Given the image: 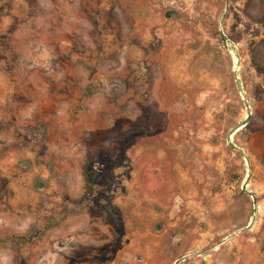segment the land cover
<instances>
[{"label": "rangeland", "instance_id": "1", "mask_svg": "<svg viewBox=\"0 0 264 264\" xmlns=\"http://www.w3.org/2000/svg\"><path fill=\"white\" fill-rule=\"evenodd\" d=\"M0 264H264V0H0Z\"/></svg>", "mask_w": 264, "mask_h": 264}, {"label": "water", "instance_id": "2", "mask_svg": "<svg viewBox=\"0 0 264 264\" xmlns=\"http://www.w3.org/2000/svg\"><path fill=\"white\" fill-rule=\"evenodd\" d=\"M238 56H237V63H235V67H234V70H233V76H234V81H235V85H236V88L238 90V92L240 93L241 97H242V102L243 104L247 107H249V103H248V100L246 98V96L244 95V91H243V88H242V85H241V80L239 78V75H238V71H237V66H238ZM250 115L251 113L248 112L247 115L244 117V119L235 127L232 129V131L228 134V137H227V140H228V143L231 147H235V145L233 144V142L231 141V135L233 133H235L239 128L245 126L250 118ZM246 188V182L244 183L243 185V189Z\"/></svg>", "mask_w": 264, "mask_h": 264}, {"label": "trees", "instance_id": "3", "mask_svg": "<svg viewBox=\"0 0 264 264\" xmlns=\"http://www.w3.org/2000/svg\"><path fill=\"white\" fill-rule=\"evenodd\" d=\"M219 38H220L221 41H224L225 40L224 39V36L222 34H220V33H219ZM87 174L88 173H85V170H84L83 176L85 177V182L87 184L86 189L84 190V194L85 195L88 194L90 192V190H91V183L88 182V179H87L88 178V175Z\"/></svg>", "mask_w": 264, "mask_h": 264}, {"label": "bare ground", "instance_id": "4", "mask_svg": "<svg viewBox=\"0 0 264 264\" xmlns=\"http://www.w3.org/2000/svg\"><path fill=\"white\" fill-rule=\"evenodd\" d=\"M233 54H234V65H235V63H237V50H236V48H233Z\"/></svg>", "mask_w": 264, "mask_h": 264}]
</instances>
